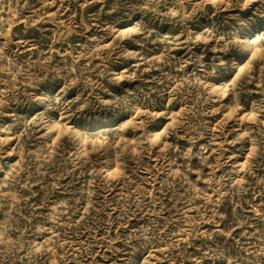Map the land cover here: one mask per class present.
<instances>
[{"label":"rangeland","instance_id":"374dc122","mask_svg":"<svg viewBox=\"0 0 264 264\" xmlns=\"http://www.w3.org/2000/svg\"><path fill=\"white\" fill-rule=\"evenodd\" d=\"M0 264H264V0H0Z\"/></svg>","mask_w":264,"mask_h":264}]
</instances>
